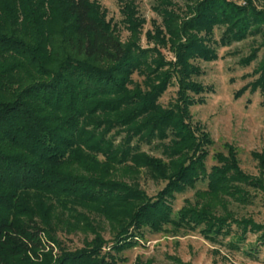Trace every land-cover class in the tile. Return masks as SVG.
Masks as SVG:
<instances>
[{
  "label": "trees",
  "instance_id": "trees-1",
  "mask_svg": "<svg viewBox=\"0 0 264 264\" xmlns=\"http://www.w3.org/2000/svg\"><path fill=\"white\" fill-rule=\"evenodd\" d=\"M158 1L179 39L176 63L165 72L162 50L153 69L138 48L120 41L91 0H0V264H121L118 254L141 231L168 227L198 231L214 243L231 238L236 249L249 234L264 242V225L229 209L231 201L251 203L248 188L264 194V154L253 153L257 177L242 171L230 145L209 170L211 141L199 136L189 114L194 96L206 92L195 62L217 60V44L252 39L240 64L257 62V78L237 97L249 90L264 96V8L256 0H191L189 18L173 23L174 0ZM133 9L123 11L131 18ZM173 77L178 97L165 108L160 99ZM144 174L165 183L156 196L142 189ZM200 182L207 189L175 212L176 195ZM103 222L110 225L109 252L102 226L96 228ZM60 231L94 238L69 251Z\"/></svg>",
  "mask_w": 264,
  "mask_h": 264
},
{
  "label": "rangeland",
  "instance_id": "rangeland-1",
  "mask_svg": "<svg viewBox=\"0 0 264 264\" xmlns=\"http://www.w3.org/2000/svg\"><path fill=\"white\" fill-rule=\"evenodd\" d=\"M235 1L239 5H244L247 0ZM91 2L100 7L101 12L105 14L104 19L111 24L115 35L124 45H132L136 50L138 48L143 61L145 60L153 69L157 68L158 61L162 59L158 51L162 50L166 67L163 69L158 67L160 72L172 69L171 64L176 63L173 50L177 47L179 39L169 32L173 28L166 27L158 0H91ZM256 3L258 7L264 8V0H256ZM130 4L134 5V9L130 11L131 18L127 11H123ZM192 4L191 0H174L173 6L168 11L172 16L169 19L173 23H181L184 18H189V6ZM132 18H134L133 21ZM221 35L222 30L217 28L214 40L219 42ZM216 47L219 57L217 60L195 62L203 72L197 81L205 86L206 92L194 96L196 102L189 107L191 123L200 129L199 136L203 133L211 141L210 155L206 162L209 170L218 164L215 158L217 154L228 155L230 145L237 151L242 171L257 177L260 169L253 153L264 154V96L260 91L253 93L249 90L237 97L243 88L257 78L254 75L257 62L249 67L240 64L241 58L250 54L252 39L235 43L230 47H222L218 44ZM133 79L139 84L143 81V78L137 74ZM179 89V82L173 77L160 99V104L165 108L174 106ZM143 150L152 156L162 157L161 153L154 148L145 146ZM140 185L149 196H156L165 187V183L155 182L145 174L140 179ZM206 189L207 183L200 182L195 190L176 195L173 202L174 211L178 212L187 206L188 202H194L196 192ZM248 190L251 203L243 205L231 201L229 209L238 218H252L256 223L264 225V194L253 188H248ZM101 226L102 236L108 243L104 252H109L112 247L110 225L103 222L100 225L97 224L96 228L101 230ZM86 232L71 234L60 231L58 236L66 250L75 251L83 248L85 238L91 235ZM90 238L94 236L91 235ZM132 241L136 242L133 247L118 254L121 264H137L138 262L264 264V242H257V234H249L248 239L240 245L239 249L231 246V238L220 239V242L214 243L204 239L198 231L176 232L169 227L159 233L144 229ZM54 254L59 253L56 250Z\"/></svg>",
  "mask_w": 264,
  "mask_h": 264
}]
</instances>
